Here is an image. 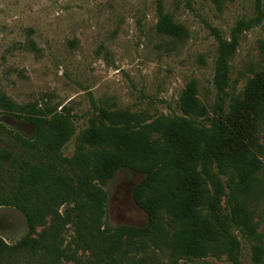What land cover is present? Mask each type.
<instances>
[{"label":"trees","instance_id":"obj_1","mask_svg":"<svg viewBox=\"0 0 264 264\" xmlns=\"http://www.w3.org/2000/svg\"><path fill=\"white\" fill-rule=\"evenodd\" d=\"M255 1L257 16L239 22L229 42L219 39L215 85L220 101L218 114L208 122L192 80L179 98L182 115L150 119L145 113L110 111L105 124L91 123L76 137L74 155L65 157L61 150L75 133L68 114L37 103L17 105L0 95V109L35 129L32 139L18 137L17 142L39 154L36 162L20 163L0 149V166L10 162L18 170L11 196L0 197V205L18 210L28 229L14 247L0 236V258L15 249L59 264L66 254L57 239L70 224L74 252L91 254L86 264H161L157 255H165L167 264L210 255H226L238 264L241 245L235 231L243 238L257 237L247 199L258 191L263 167L258 136L264 126V68L243 94L229 97L227 112L223 95L238 33L264 18L262 0ZM156 31L178 40L187 37L186 29L162 12ZM119 170L142 175L132 198L147 216L143 226L106 223L104 185ZM49 216L55 227L33 237ZM253 254L259 262L260 246H253Z\"/></svg>","mask_w":264,"mask_h":264},{"label":"rangeland","instance_id":"obj_2","mask_svg":"<svg viewBox=\"0 0 264 264\" xmlns=\"http://www.w3.org/2000/svg\"><path fill=\"white\" fill-rule=\"evenodd\" d=\"M161 12L182 25L187 37L160 35L156 25ZM257 14L255 0H0V95L17 105L37 103L68 114L75 133L61 150L65 157L74 155L76 137L91 123L105 124V113L110 111L145 113L150 119L182 115L179 98L192 80L198 99L207 108L208 122L218 114L220 101L215 85L219 39L229 42L236 25ZM228 66L225 112L229 97L243 94L248 81L264 68V18L238 33ZM34 135L31 124L0 109V149L10 152L12 160L37 161L38 153L17 142L18 137L32 139ZM258 142L263 164L260 186L247 199L257 237L243 238L235 231L241 245L238 264H264V126ZM17 171L10 162L0 166V197L11 196ZM141 178L139 173L119 170L107 180V225L146 224V214L132 198ZM55 225L49 216L32 236ZM27 232L19 211L11 204L0 205L4 241L14 247ZM57 244L66 254L59 264H86L92 258L89 252H74L70 224L62 227ZM254 245L261 249L259 262L254 260ZM8 253L0 264L49 262L45 255L15 249ZM157 258L167 264L165 255ZM179 264L232 263L226 255H210Z\"/></svg>","mask_w":264,"mask_h":264}]
</instances>
